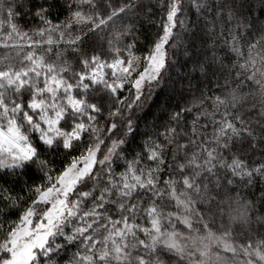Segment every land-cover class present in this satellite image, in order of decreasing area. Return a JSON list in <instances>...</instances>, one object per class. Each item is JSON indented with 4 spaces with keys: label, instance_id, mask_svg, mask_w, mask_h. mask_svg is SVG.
Returning <instances> with one entry per match:
<instances>
[{
    "label": "snow or ice",
    "instance_id": "1",
    "mask_svg": "<svg viewBox=\"0 0 264 264\" xmlns=\"http://www.w3.org/2000/svg\"><path fill=\"white\" fill-rule=\"evenodd\" d=\"M0 264H264V0H0Z\"/></svg>",
    "mask_w": 264,
    "mask_h": 264
},
{
    "label": "trees",
    "instance_id": "2",
    "mask_svg": "<svg viewBox=\"0 0 264 264\" xmlns=\"http://www.w3.org/2000/svg\"><path fill=\"white\" fill-rule=\"evenodd\" d=\"M151 33H155L156 29H150L149 30ZM148 39H152V36L149 35ZM166 95L167 93H160L155 99H156V102L152 104L151 108L148 109L147 111V114L145 115V119H147L148 121H151L152 119V114L157 112L160 105L164 102V100L166 99ZM151 103V101H150Z\"/></svg>",
    "mask_w": 264,
    "mask_h": 264
}]
</instances>
